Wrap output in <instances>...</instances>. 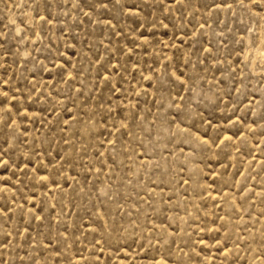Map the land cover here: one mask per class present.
<instances>
[{
    "label": "rangeland",
    "instance_id": "obj_1",
    "mask_svg": "<svg viewBox=\"0 0 264 264\" xmlns=\"http://www.w3.org/2000/svg\"><path fill=\"white\" fill-rule=\"evenodd\" d=\"M0 264H264V0H0Z\"/></svg>",
    "mask_w": 264,
    "mask_h": 264
},
{
    "label": "snow or ice",
    "instance_id": "obj_2",
    "mask_svg": "<svg viewBox=\"0 0 264 264\" xmlns=\"http://www.w3.org/2000/svg\"><path fill=\"white\" fill-rule=\"evenodd\" d=\"M229 7H230V5H229ZM6 95V94H5Z\"/></svg>",
    "mask_w": 264,
    "mask_h": 264
}]
</instances>
